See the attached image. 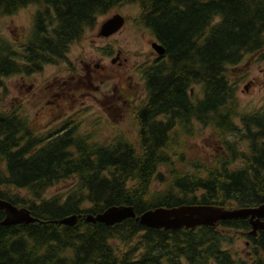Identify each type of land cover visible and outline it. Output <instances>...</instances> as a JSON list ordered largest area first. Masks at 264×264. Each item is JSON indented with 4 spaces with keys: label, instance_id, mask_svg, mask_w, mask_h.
Listing matches in <instances>:
<instances>
[{
    "label": "trees",
    "instance_id": "16d2710c",
    "mask_svg": "<svg viewBox=\"0 0 264 264\" xmlns=\"http://www.w3.org/2000/svg\"><path fill=\"white\" fill-rule=\"evenodd\" d=\"M133 2L137 22L168 59L142 71L147 98L135 113L137 143L119 136L87 144L95 138L69 131L45 146L26 117L0 109V199L36 219L0 225V264H264V233L253 237L248 219L177 231L136 219L86 222L114 206H133L140 216L160 207L264 204V106L241 111L232 79L234 67L264 53V0H0V16L38 8L18 46L0 36V87L14 73L63 59L101 17ZM206 129L222 149L210 159L193 156L187 141ZM59 184L68 187L47 198ZM73 215L75 226L55 223ZM239 236L253 263L229 248Z\"/></svg>",
    "mask_w": 264,
    "mask_h": 264
},
{
    "label": "rangeland",
    "instance_id": "374dc122",
    "mask_svg": "<svg viewBox=\"0 0 264 264\" xmlns=\"http://www.w3.org/2000/svg\"><path fill=\"white\" fill-rule=\"evenodd\" d=\"M37 7L29 6L19 10L12 16H0V36L12 40L15 45H19L29 35L36 14ZM140 14V7L136 2L122 6L112 13L103 16L98 21V28L95 32H88L84 40L86 48L93 51L95 47H109L110 45L119 46L128 52L130 59L131 90L138 92L141 97L147 96L145 82L141 74L137 73L135 66L137 63H143L148 59V41L152 39L149 31L133 26V18ZM115 15H122L127 19L126 26L113 37L104 40L98 38L101 27ZM110 37V36H109ZM83 42V43H84ZM72 54L76 55L79 49L72 47ZM235 81L239 82L237 92V101L241 111H253L264 106V53L253 54L248 56L240 65L232 69ZM45 70L43 75L35 76L31 79H17L8 77L4 79L3 86L0 87V109L4 111L17 108L18 113L26 117L35 132L45 134ZM24 84L26 86L24 87ZM33 85L32 91L27 89ZM200 87L194 88L195 93L200 94ZM147 98V97H146ZM87 104L91 105L93 112L87 111L85 117V128L82 135L94 137L101 143H109L123 136L133 143L138 142L139 123L136 114L132 109L128 114L123 115L115 109L109 114L102 109V99H85ZM83 101L81 99L80 102ZM71 104V103H70ZM68 105V107L70 106ZM95 106V107H93ZM85 111V110H84ZM83 111V112H84ZM82 112V115H83ZM201 128V127H200ZM188 145L193 156L203 159L213 158L214 155L222 153L221 146L215 140L212 130L206 129L205 134L198 140L188 139ZM67 184H59L52 187L46 193L49 198L56 193L63 192L67 189ZM156 189L161 190L164 185L156 183ZM22 197L28 196V193L21 191ZM233 253L238 254L244 260L253 263L254 257L250 250L248 240L239 236L229 247ZM264 259V254L262 255Z\"/></svg>",
    "mask_w": 264,
    "mask_h": 264
},
{
    "label": "flooded vegetation",
    "instance_id": "af4514ba",
    "mask_svg": "<svg viewBox=\"0 0 264 264\" xmlns=\"http://www.w3.org/2000/svg\"><path fill=\"white\" fill-rule=\"evenodd\" d=\"M124 19L125 24L121 30L127 24V19L125 17ZM98 25L92 30H87L85 38L88 32H95ZM133 26L145 29L139 25L136 17L133 18ZM100 36L101 30L98 38L103 37L104 40H108L113 37ZM154 43L160 44L153 37L149 39L148 59L143 63H137L135 66L137 73L141 74L143 80L142 71L145 65L159 67L168 61L165 56L166 52L163 56H159L153 49ZM160 45L162 46V44ZM75 46L79 49L76 55L72 54L73 49H71L63 59L45 65L40 72L32 74L20 72L10 76L15 79L17 77L31 79L43 75L45 70V79H47L45 82V146L69 131L73 132L75 137H85L81 133L84 132L82 128H85V117H87L85 114L87 111L93 112L91 110L92 106L87 104L85 99H102L100 105L106 113L109 111L110 114L115 109L123 115L128 114L130 109L136 113L146 101L147 96L145 98L144 96L141 97L138 92L131 90L130 80L132 77L130 76L129 53L125 52L123 48L112 45L109 47L96 46L93 51H90L89 48H86L85 42ZM16 63H20V60H16ZM25 86L26 84H24ZM27 89L32 91L33 85L28 86ZM81 99L83 101L80 102V107L77 108ZM5 112H11L14 118L21 116L17 108ZM196 126H199V124H196ZM86 143L96 144L101 142L93 139L88 140ZM259 232L264 233L263 231ZM258 234L253 237H257Z\"/></svg>",
    "mask_w": 264,
    "mask_h": 264
},
{
    "label": "water",
    "instance_id": "95a60500",
    "mask_svg": "<svg viewBox=\"0 0 264 264\" xmlns=\"http://www.w3.org/2000/svg\"><path fill=\"white\" fill-rule=\"evenodd\" d=\"M125 24V19L121 15H115L103 28L101 36L109 37L116 34ZM153 49L163 56L165 49L163 46L156 43L153 44ZM118 207H124L129 211H122ZM188 207V209H186ZM181 208V209H179ZM183 208V209H182ZM223 207L194 205V206H180L174 208H156L154 210L146 211L140 216H137L133 206H114L110 207L105 216L104 213L98 215H88L86 217L87 223H101L106 226H114L120 224L127 219H136L141 225L149 229L156 230H194L202 226L217 227L222 221L245 219L249 220L252 230V236H256L259 231L264 232V204L253 208H239L234 211H226L224 209H217ZM12 205L7 201L0 199V210L5 211L7 217L0 222L2 226H13L17 224H31L36 222V219L31 215L29 210ZM112 209L115 213H112ZM176 209V210H175ZM166 210V211H164ZM156 211V212H155ZM80 216L73 215L55 223L65 226H75Z\"/></svg>",
    "mask_w": 264,
    "mask_h": 264
},
{
    "label": "bare ground",
    "instance_id": "6f19581e",
    "mask_svg": "<svg viewBox=\"0 0 264 264\" xmlns=\"http://www.w3.org/2000/svg\"><path fill=\"white\" fill-rule=\"evenodd\" d=\"M113 18H115V16L114 17H112L111 19H113ZM111 19H109L107 22H105L104 23V25L101 27V33H102V30H103V28L105 27V25L111 20ZM156 44H158V43H156ZM158 45H160V44H158ZM118 208H120V210H122V211H129V209H127V208H124V207H118ZM179 209H181V208H179ZM183 209V208H182ZM186 209H188V207H186ZM217 209H224V210H226V211H234V210H236V209H226V208H217ZM17 210H19V209H17ZM176 210V209H175ZM109 210H107L105 213H104V216H105V214L108 212ZM164 211H166V210H164ZM5 212V211H4ZM112 213H115V210L114 209H112V211H111ZM156 212V211H155ZM147 213V212H146ZM145 214V213H144ZM5 215H6V217H7V215L8 214H6V212H5ZM70 217H72V216H70Z\"/></svg>",
    "mask_w": 264,
    "mask_h": 264
}]
</instances>
